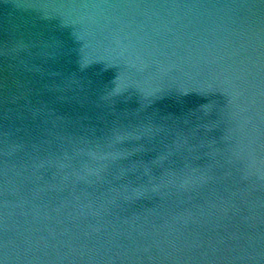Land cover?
<instances>
[{"label":"water","instance_id":"95a60500","mask_svg":"<svg viewBox=\"0 0 264 264\" xmlns=\"http://www.w3.org/2000/svg\"><path fill=\"white\" fill-rule=\"evenodd\" d=\"M0 264H264V0H0Z\"/></svg>","mask_w":264,"mask_h":264}]
</instances>
